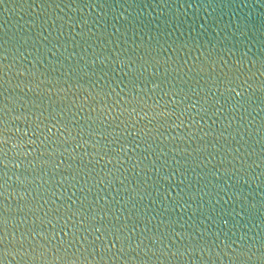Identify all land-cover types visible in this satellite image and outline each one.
I'll use <instances>...</instances> for the list:
<instances>
[{
	"label": "water",
	"instance_id": "95a60500",
	"mask_svg": "<svg viewBox=\"0 0 264 264\" xmlns=\"http://www.w3.org/2000/svg\"><path fill=\"white\" fill-rule=\"evenodd\" d=\"M0 264H264V0H0Z\"/></svg>",
	"mask_w": 264,
	"mask_h": 264
}]
</instances>
